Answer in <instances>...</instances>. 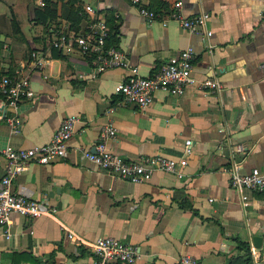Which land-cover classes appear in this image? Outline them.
I'll return each mask as SVG.
<instances>
[{"label": "crops", "instance_id": "1", "mask_svg": "<svg viewBox=\"0 0 264 264\" xmlns=\"http://www.w3.org/2000/svg\"><path fill=\"white\" fill-rule=\"evenodd\" d=\"M140 1L161 17L176 1L185 17L207 13V37L172 20L147 22L130 0H75L81 14L76 26L60 8L51 20H36L40 0L25 5V21L17 14L19 0H0V78L23 79L32 91L17 105L15 133L0 106V149L44 144L63 118H76L64 158L30 163L12 179L13 193L54 212L31 220L11 214L8 237L0 227V264L87 260L88 247L66 238L67 231L85 242L108 236L135 245L139 259L133 264H177L181 255L200 264H237L243 254L237 241L245 243L249 258L254 251L257 264H264V197L244 191L247 203L240 205L225 172L235 163L240 173L251 168L264 173V0ZM85 5L95 13H86ZM94 18L113 32L112 44L124 54L126 66L92 76L89 57L48 51V43L58 29L78 32ZM187 47L193 52L191 77L214 78L219 91L194 84L177 96L156 90L144 108L109 111L119 100L116 85L132 70L148 77ZM32 52L42 58L40 67L33 64ZM107 121L116 134L106 141L110 152L125 159L183 157L177 166L181 177L156 170L146 181L129 182L98 169L82 152L94 151ZM4 168L0 154V179ZM253 236L262 238L258 248Z\"/></svg>", "mask_w": 264, "mask_h": 264}, {"label": "built area", "instance_id": "2", "mask_svg": "<svg viewBox=\"0 0 264 264\" xmlns=\"http://www.w3.org/2000/svg\"><path fill=\"white\" fill-rule=\"evenodd\" d=\"M130 2L138 15L147 22L155 19H162L161 22L172 20L189 33L207 37V13L200 12L185 17L180 11L181 2L176 1L161 17L143 5L140 0H130ZM83 10L88 14L95 13V9L90 5H85ZM108 34L109 30L105 21L94 18L87 21L81 31L75 32L74 27L62 28L53 32L49 38L48 51L52 49L62 54H75L76 52L89 57L94 70L92 76H94V72L126 66L124 54L115 45L107 44ZM30 57L33 64L40 67L42 58H38L35 52L30 53ZM192 60V49L187 47L178 51L176 55L169 56L157 71L148 77H142L132 70L123 81L116 85L115 91L119 95V100L109 107V111H112L115 106L134 105L144 108L150 104L153 92L156 90L177 96L181 95L188 85L194 84L198 89H206L210 92L219 91L221 86L214 78L205 77L200 81H195L191 77ZM261 66L264 68V63ZM31 95L32 91L29 90L25 80H13L7 76L0 78V96L2 97L0 106L8 111L5 121L11 132H17L19 126L16 112L18 103L22 99L30 98ZM75 121L74 116L63 118L53 131L50 140L44 144L25 149H15L10 145H5L0 149L5 165L4 175L0 179V227L3 228L5 238L8 237L11 214L31 220L41 215L51 216L54 212L52 208H44L30 198L13 193L10 190V185L15 175L23 171L30 163L46 164L64 158L67 155V140L73 132ZM115 137L112 122L107 121L100 128L99 139L94 146V151H83V156L105 173L129 182L146 181L156 170L173 173L177 178L181 177L177 166L184 163L183 157L173 160L154 154L125 159L106 148V141L115 139ZM189 143V140L184 142L185 153L188 151ZM225 172L228 174L230 187L238 194L240 205L245 206L247 203V195L244 191L259 193L264 197V173L255 168H251L246 173H240L238 165L235 163L227 167ZM66 238L79 245L87 246L89 249L87 260L72 264H133L139 259L137 246L112 237H97L90 242H85L81 238L75 237L71 231H67ZM176 262L177 264H200L190 255H181ZM239 264H257L255 252L251 251L249 260Z\"/></svg>", "mask_w": 264, "mask_h": 264}, {"label": "trees", "instance_id": "3", "mask_svg": "<svg viewBox=\"0 0 264 264\" xmlns=\"http://www.w3.org/2000/svg\"><path fill=\"white\" fill-rule=\"evenodd\" d=\"M42 6L39 9H35V19L39 22H45L46 20H51L54 18L58 9L60 8L63 18L67 19L73 26H76L80 19L79 9L80 6H75V0H40ZM59 3V5H57ZM58 6V7H57ZM113 33V32H112ZM109 31L108 37L106 39L107 44H112L113 34ZM237 246L243 250L242 258L237 263H243L249 260V250L244 242L237 241Z\"/></svg>", "mask_w": 264, "mask_h": 264}, {"label": "rangeland", "instance_id": "4", "mask_svg": "<svg viewBox=\"0 0 264 264\" xmlns=\"http://www.w3.org/2000/svg\"><path fill=\"white\" fill-rule=\"evenodd\" d=\"M30 0H19V2L21 3V5H19L18 4V6H17V14H18V16L21 18L22 17V20H24L25 21V15H24V7H25V5H27L28 4V2H29ZM22 7V8H21ZM21 14V15H20ZM40 28V26H35L34 28H33V30H38Z\"/></svg>", "mask_w": 264, "mask_h": 264}, {"label": "water", "instance_id": "5", "mask_svg": "<svg viewBox=\"0 0 264 264\" xmlns=\"http://www.w3.org/2000/svg\"><path fill=\"white\" fill-rule=\"evenodd\" d=\"M262 238L259 236H253L252 237V244L255 248H258L261 243Z\"/></svg>", "mask_w": 264, "mask_h": 264}]
</instances>
